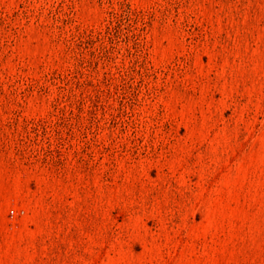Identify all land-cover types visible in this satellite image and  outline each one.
Returning <instances> with one entry per match:
<instances>
[{
    "label": "rangeland",
    "instance_id": "obj_1",
    "mask_svg": "<svg viewBox=\"0 0 264 264\" xmlns=\"http://www.w3.org/2000/svg\"><path fill=\"white\" fill-rule=\"evenodd\" d=\"M0 264H264V0H0Z\"/></svg>",
    "mask_w": 264,
    "mask_h": 264
}]
</instances>
